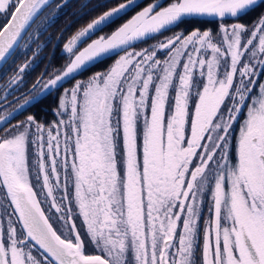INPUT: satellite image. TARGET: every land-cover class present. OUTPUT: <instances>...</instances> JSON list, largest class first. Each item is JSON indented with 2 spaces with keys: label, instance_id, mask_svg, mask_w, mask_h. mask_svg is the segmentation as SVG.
I'll return each instance as SVG.
<instances>
[{
  "label": "snow or ice",
  "instance_id": "1",
  "mask_svg": "<svg viewBox=\"0 0 264 264\" xmlns=\"http://www.w3.org/2000/svg\"><path fill=\"white\" fill-rule=\"evenodd\" d=\"M63 6L0 0V264H264V0H99L29 88L16 61Z\"/></svg>",
  "mask_w": 264,
  "mask_h": 264
},
{
  "label": "flooded vegetation",
  "instance_id": "2",
  "mask_svg": "<svg viewBox=\"0 0 264 264\" xmlns=\"http://www.w3.org/2000/svg\"><path fill=\"white\" fill-rule=\"evenodd\" d=\"M66 0H63V4ZM60 2V0H57ZM99 0H70L68 3L64 4V6L59 10V18L58 20L47 28V31L42 33V36H38L39 32H34L31 39H28V46L22 48L21 55L19 59H17L16 64H23L26 60L32 61V65L29 68L30 75L27 79L30 81L29 88L31 87V82H35L40 76L41 73L47 72L50 77L53 74L61 73L66 65L70 62L69 54L63 51V44L66 42V38L70 35L74 34L79 28L85 26L90 20L96 16H98L105 9H96L93 10V6L96 5ZM123 2V0H121ZM147 0H135L136 4L144 6ZM84 5H87L85 8ZM111 5H109L110 7ZM139 8H135L134 10L130 9L128 16H125L122 20L116 21L113 24H110L103 31H98L91 37L87 38L83 43L78 46L80 50L82 45L88 42L91 38L93 39L97 35L104 34L107 31H113L116 29L121 23L126 21L131 17V15L135 14V11H139ZM256 17V13L245 17L244 20L240 22L251 23ZM229 23L236 22L229 20ZM194 27H199L201 29H213L217 28V24L214 22L213 18H202V22L193 25ZM188 25H181L178 29H173L172 31H165L162 35L157 34L155 39L147 38L144 41H141L134 45L135 50H140L142 48L150 47L153 44H156L158 41L164 40L166 37L172 35L173 31L184 30L188 27H193ZM64 29L63 36L64 39H57L61 36V30ZM123 54V53H120ZM116 55H111L110 57L105 58L104 60L98 62L97 64L91 66L90 68L81 71L75 76V79H70L66 83H64V87L70 88L72 84L75 83V80H83L86 76V73L91 72L95 73L98 71V66L100 67L102 64H106L110 60L112 61L116 58ZM7 78L0 79V97H2L5 93L3 90L4 82ZM63 89H60L62 92ZM20 93H17L16 96H19ZM59 95V92H53L52 95L47 96L46 99L41 103L40 107L44 109L41 112V115L44 117L46 121H55L58 119L57 116L53 114L52 109L56 107L55 97ZM10 99H16V97H11ZM36 111L37 109H32ZM0 115H3L0 112ZM22 118V117H21ZM15 123V121H13ZM35 182V181H34ZM2 189H0V193H2ZM76 224L78 229L81 231V234H84V228L81 224L79 218L76 219ZM54 226L60 228L59 224H55Z\"/></svg>",
  "mask_w": 264,
  "mask_h": 264
},
{
  "label": "rangeland",
  "instance_id": "3",
  "mask_svg": "<svg viewBox=\"0 0 264 264\" xmlns=\"http://www.w3.org/2000/svg\"><path fill=\"white\" fill-rule=\"evenodd\" d=\"M68 1H70V0H66L65 2H64V4H66V3H68ZM125 22V21H124ZM122 24V23H121ZM86 26V25H85ZM115 30V29H114ZM113 30V31H114ZM111 30L110 31H107V32H105L104 34H101V35H104V36H107V35H110L111 34ZM44 33V32H43ZM101 35H97V36H95L93 39H97V38H99V36H101ZM38 36L40 37V36H42V34L41 33H38ZM92 38L88 41V42H86L84 45H82V48L83 47H85L86 45H87V43H90L91 42V40H93ZM137 43H139V42H136L135 44H137ZM82 48L80 49V50H82ZM122 55V54H121ZM116 59H118V56L116 57V58H114L112 61L110 60L109 62H107L106 64H102L100 67L98 66L97 68H98V71L97 72H105L109 67H111V65L115 62V60ZM104 60V59H103ZM102 61V60H101ZM100 62V61H99ZM98 63V62H97ZM96 63V64H97ZM90 73L91 72H88V73H86V76H85V78L82 80V81H84V80H87L90 76H92L93 74H95V73H92L91 75H90Z\"/></svg>",
  "mask_w": 264,
  "mask_h": 264
},
{
  "label": "water",
  "instance_id": "4",
  "mask_svg": "<svg viewBox=\"0 0 264 264\" xmlns=\"http://www.w3.org/2000/svg\"><path fill=\"white\" fill-rule=\"evenodd\" d=\"M87 39V38H86ZM85 39V40H86ZM84 40V41H85ZM80 45V44H79ZM78 45V46H79ZM107 57H110V56H104V57H102V58H99L98 60H96L95 62H90L87 66H86V68H84L83 70H82V72L84 71V70H86V69H88V68H90L91 66H93V65H95L97 62H99V61H101V60H103V59H105V58H107ZM80 73V72H79ZM78 73H76V74H74L75 76L77 75ZM71 78H69V80H70ZM67 82V81H66ZM65 82V83H66Z\"/></svg>",
  "mask_w": 264,
  "mask_h": 264
}]
</instances>
